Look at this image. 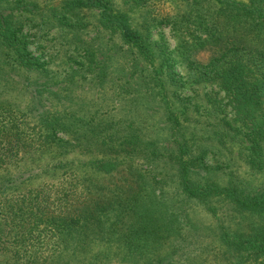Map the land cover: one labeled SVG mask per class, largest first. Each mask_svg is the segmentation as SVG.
<instances>
[{
  "label": "trees",
  "instance_id": "trees-1",
  "mask_svg": "<svg viewBox=\"0 0 264 264\" xmlns=\"http://www.w3.org/2000/svg\"><path fill=\"white\" fill-rule=\"evenodd\" d=\"M0 264H264V0H0Z\"/></svg>",
  "mask_w": 264,
  "mask_h": 264
},
{
  "label": "rangeland",
  "instance_id": "rangeland-1",
  "mask_svg": "<svg viewBox=\"0 0 264 264\" xmlns=\"http://www.w3.org/2000/svg\"><path fill=\"white\" fill-rule=\"evenodd\" d=\"M169 2H171V0H169ZM164 37L167 45L169 46V48L174 47L175 43H176V39L175 36L173 35V33H171L169 27H158V28H154L152 31V40L153 41H160L161 38ZM209 53L206 51H201L196 58L200 61V62H205L206 59L208 58ZM64 59V58H63ZM183 71V70H182ZM184 72V71H183ZM185 73V72H184ZM92 83L90 81H87V84H84L85 87L90 86L91 87ZM90 89H93L90 88ZM208 88H204V89H200L201 93H204L205 91H207ZM212 162V161H211ZM240 165L239 171L242 173H245V171H248L247 167H244L242 162L239 161L238 163ZM41 179L38 180H32L33 183H38Z\"/></svg>",
  "mask_w": 264,
  "mask_h": 264
}]
</instances>
